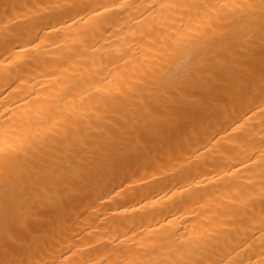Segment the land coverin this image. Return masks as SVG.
Here are the masks:
<instances>
[{
  "label": "bare ground",
  "instance_id": "obj_1",
  "mask_svg": "<svg viewBox=\"0 0 264 264\" xmlns=\"http://www.w3.org/2000/svg\"><path fill=\"white\" fill-rule=\"evenodd\" d=\"M211 45L254 70L193 88L207 98L143 153L96 157L206 71ZM262 50L264 0H0V230L34 209L28 259L46 264H264ZM35 164L83 169L68 209L40 207Z\"/></svg>",
  "mask_w": 264,
  "mask_h": 264
},
{
  "label": "snow or ice",
  "instance_id": "obj_2",
  "mask_svg": "<svg viewBox=\"0 0 264 264\" xmlns=\"http://www.w3.org/2000/svg\"><path fill=\"white\" fill-rule=\"evenodd\" d=\"M211 47L214 45L210 46L207 61L210 67L206 71L194 73L191 80L179 85L172 93L171 98L163 101L159 107L146 106L151 107V111L148 112L144 123L135 125L133 131L124 134L117 133L115 137L107 138L104 144L98 146L96 157L99 158L101 153H108L107 159L111 160L117 153L130 154L133 151L143 153L149 144L155 142L157 136L166 135L170 128L178 126L186 118L187 113L196 109V106L207 98L204 92L193 91V88H207L210 93L231 91L236 87L238 77L246 76L248 71L254 70V65L247 59L235 62L238 66L232 67L228 62V57L219 53L212 55ZM260 56L264 63V50L261 51ZM229 71H231V77L228 75ZM226 85L230 87L226 89ZM259 87L261 93L264 94V68L259 71ZM149 136L151 139L148 138ZM4 152L3 147H0V155H3ZM12 166L11 157L0 159V168L8 170ZM34 166L44 174L45 179V190L38 197L40 207L59 208L63 204L68 209L70 206L65 197L75 201L78 193L82 191L79 180L75 177L82 176L83 169L74 168L71 171V176L74 178L69 179L67 175L62 174L58 168H53L51 165L45 167L35 164ZM54 189L56 190L55 194H53ZM261 203L264 204V199ZM38 218L34 215V209H21L17 213L15 223L5 230H0V264H46V261L43 260L30 261L28 259V254L32 251L33 246L40 245L43 235L42 230H38L30 223ZM5 251L15 253L19 259L8 258L4 254Z\"/></svg>",
  "mask_w": 264,
  "mask_h": 264
}]
</instances>
